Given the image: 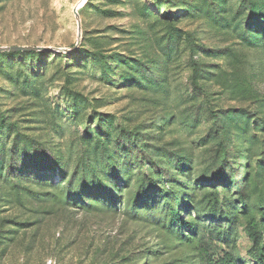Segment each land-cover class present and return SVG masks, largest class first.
<instances>
[{
    "label": "rangeland",
    "instance_id": "obj_1",
    "mask_svg": "<svg viewBox=\"0 0 264 264\" xmlns=\"http://www.w3.org/2000/svg\"><path fill=\"white\" fill-rule=\"evenodd\" d=\"M80 1L0 0V264H258L264 0Z\"/></svg>",
    "mask_w": 264,
    "mask_h": 264
},
{
    "label": "water",
    "instance_id": "obj_2",
    "mask_svg": "<svg viewBox=\"0 0 264 264\" xmlns=\"http://www.w3.org/2000/svg\"><path fill=\"white\" fill-rule=\"evenodd\" d=\"M82 1V0H81ZM81 1L74 9V14L78 16V10L81 7ZM49 50L45 48H33V47H10V48H0V52H9V53H23V52H37Z\"/></svg>",
    "mask_w": 264,
    "mask_h": 264
},
{
    "label": "trees",
    "instance_id": "obj_3",
    "mask_svg": "<svg viewBox=\"0 0 264 264\" xmlns=\"http://www.w3.org/2000/svg\"><path fill=\"white\" fill-rule=\"evenodd\" d=\"M251 238L258 244V236L255 231H250ZM254 259L258 264H264V247L257 248L254 253Z\"/></svg>",
    "mask_w": 264,
    "mask_h": 264
},
{
    "label": "bare ground",
    "instance_id": "obj_4",
    "mask_svg": "<svg viewBox=\"0 0 264 264\" xmlns=\"http://www.w3.org/2000/svg\"><path fill=\"white\" fill-rule=\"evenodd\" d=\"M85 1H87V0H82L81 1V6L85 3Z\"/></svg>",
    "mask_w": 264,
    "mask_h": 264
}]
</instances>
